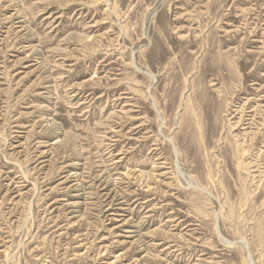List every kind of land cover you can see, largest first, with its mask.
<instances>
[{"label": "rangeland", "instance_id": "1", "mask_svg": "<svg viewBox=\"0 0 264 264\" xmlns=\"http://www.w3.org/2000/svg\"><path fill=\"white\" fill-rule=\"evenodd\" d=\"M0 264H264V0H0Z\"/></svg>", "mask_w": 264, "mask_h": 264}, {"label": "bare ground", "instance_id": "2", "mask_svg": "<svg viewBox=\"0 0 264 264\" xmlns=\"http://www.w3.org/2000/svg\"><path fill=\"white\" fill-rule=\"evenodd\" d=\"M3 1V0H2ZM261 14V13H260ZM119 15V14H118ZM120 16V15H119ZM90 28V27H89ZM110 46V45H109ZM130 57V56H129ZM227 86V85H226ZM95 92V91H94ZM79 99V98H78ZM130 101V100H129ZM251 111V110H250ZM227 113V112H226ZM246 113V112H245ZM250 118H252V117H250ZM113 130H115V129H113ZM164 133V132H163ZM119 134V133H118ZM104 137V136H103ZM149 138V137H148ZM174 147V146H173ZM109 149V148H108ZM100 150H102V149H100ZM113 150V149H112ZM157 151V150H156ZM101 152V151H100ZM177 155V154H176ZM111 158V157H110ZM177 159V158H176ZM91 162V161H90ZM107 162V161H106ZM118 163V162H117ZM168 164V163H167ZM119 166V165H118ZM155 171V170H154ZM99 175V174H98ZM124 192V191H123ZM99 197V196H98ZM113 198V197H112ZM93 199V198H92ZM98 207V206H97ZM223 207V206H222ZM109 209V208H108ZM109 212V211H108ZM101 223V222H100ZM223 239V238H222ZM247 249V248H246ZM248 251V250H247ZM122 257V256H121Z\"/></svg>", "mask_w": 264, "mask_h": 264}]
</instances>
